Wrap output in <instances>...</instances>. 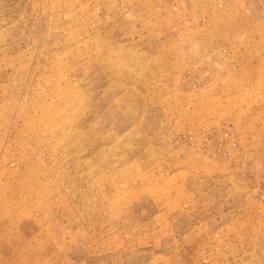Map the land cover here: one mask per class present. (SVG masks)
Returning a JSON list of instances; mask_svg holds the SVG:
<instances>
[{"label":"rangeland","instance_id":"obj_1","mask_svg":"<svg viewBox=\"0 0 264 264\" xmlns=\"http://www.w3.org/2000/svg\"><path fill=\"white\" fill-rule=\"evenodd\" d=\"M0 264H264V0H0Z\"/></svg>","mask_w":264,"mask_h":264}]
</instances>
